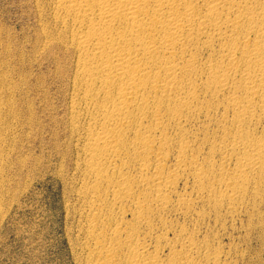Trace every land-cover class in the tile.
I'll use <instances>...</instances> for the list:
<instances>
[{"label":"bare ground","instance_id":"6f19581e","mask_svg":"<svg viewBox=\"0 0 264 264\" xmlns=\"http://www.w3.org/2000/svg\"><path fill=\"white\" fill-rule=\"evenodd\" d=\"M33 3L34 37L59 52L69 86L79 263L238 264L218 228L205 232L243 215L264 230V0ZM9 47L0 41V201L24 122Z\"/></svg>","mask_w":264,"mask_h":264},{"label":"rangeland","instance_id":"374dc122","mask_svg":"<svg viewBox=\"0 0 264 264\" xmlns=\"http://www.w3.org/2000/svg\"><path fill=\"white\" fill-rule=\"evenodd\" d=\"M34 7L35 6L33 0H0V41L3 42V44H6V46H10V52L15 55V57L13 58V55L10 56V68L15 67V69H12L11 75L14 79H17V82H19V79L16 72L20 71L23 76L25 75L23 79L24 81L21 82L24 84V86L23 84H20L21 89L23 88V93H20L21 98L19 99L20 102L22 100V102L19 103V106L21 108L23 107L21 109V114L22 121L24 122L21 124L22 128H20L18 132L19 134L16 141V148H14L11 154L10 165L13 170L10 167V174L8 176V179H11L8 180V183H10H7L8 188L4 192V194L7 196L5 197V195H3V199L0 201V264H77L81 261L82 258V252L80 249L82 242L80 241V239L82 240V235L81 233H78V226L80 225V223L78 222V215L75 212L77 210V204L74 199L72 200V198H69H74L73 191L71 190V188H69L71 186L69 173L71 172L74 149L72 148V143L69 142V138L67 135V124H65L67 123V119L65 117H67V92H69V86L66 77H60L58 72L55 70V57L59 56V52L55 50L43 51L41 48H39V41H37L35 38V32H37V24ZM6 39L8 40L6 41ZM18 40L20 42H18ZM17 42L18 45H15V43L17 44ZM32 42L33 45L31 44ZM11 44L13 46H11ZM30 44L34 48H32ZM19 45L21 47H19ZM17 47L20 49H18ZM15 49H18V52L16 51L18 55L15 52ZM39 49L41 51H38ZM21 50L22 54L24 53L23 56L21 55ZM28 54H31L30 57ZM19 55L22 58L24 57V60ZM34 56L37 58H34ZM28 58L30 60H28ZM17 59H19L18 61L20 63L17 61ZM21 60L24 61V63ZM26 60L29 62V64ZM64 61L66 63L67 59H64ZM12 62L14 65L12 64ZM38 62L39 65L37 64ZM17 63H19L18 65L20 66V68ZM35 77H37V79ZM33 83L38 85H35ZM25 88L29 92L28 94ZM25 91L26 93H24ZM44 93H46V95ZM24 96L26 98H23ZM27 98L28 100H26ZM31 106H33L34 108ZM29 111L31 112L29 113ZM29 126L31 129L29 128ZM19 137L21 138L18 141ZM54 144H56V146ZM18 152L20 155L18 154ZM26 152H28V154H26ZM20 157L24 161L21 160ZM20 161L24 163L22 164ZM59 162L60 164H58ZM60 166L64 171L60 168ZM37 170L39 171V173H37ZM57 170L59 175H56ZM67 180L69 183H67ZM67 188L70 192L66 191L68 190ZM64 191L66 192L64 193ZM11 192H13L14 195H12ZM68 200L70 202L73 201L74 206H72L73 203L70 204ZM67 208L69 209V211ZM239 219H241L242 221H239ZM76 220L78 221L76 222ZM180 220L181 219H179V221ZM209 221V223L207 222L208 226L215 229H212L213 232L205 233H216L219 231L218 236L221 234V237L219 236V242L221 243L220 245L223 248L225 247L224 249H228V247L230 249L231 247V250L234 251V248L237 247L235 251L240 254V256L242 255L240 257L236 252L234 253V258L237 259L238 264H264V230L261 231L257 227H254V230L253 227H250L252 228L251 231V229L249 230L246 224H241V222H248V217L246 218V215L238 217L237 220H234L235 222H231L229 219H223L222 222L220 221L222 224L218 222L215 225V220L210 219ZM75 222L77 223V225ZM242 228L243 230L247 229L249 232L247 230L243 231ZM250 231L252 233H250ZM200 233H204V230L202 229ZM223 234H225V237ZM261 234L263 235L260 237L259 235ZM76 238L77 241H79V244L77 243ZM260 241L261 243H263L262 245H260ZM74 246H76V250L73 249ZM245 247L247 249H245ZM78 249L80 250V252ZM258 250L260 253L257 252ZM248 252H252L251 256L252 259H254L253 261L250 260L251 256L250 254H248ZM255 253L257 256H254ZM236 255L238 256V258ZM78 256L80 257V259H78ZM245 256H249L247 260L245 259ZM245 260L246 262H244Z\"/></svg>","mask_w":264,"mask_h":264}]
</instances>
